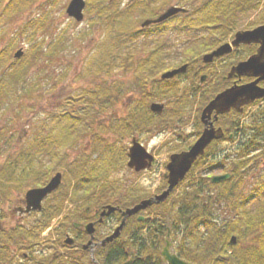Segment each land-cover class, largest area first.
Segmentation results:
<instances>
[{
    "label": "trees",
    "instance_id": "trees-1",
    "mask_svg": "<svg viewBox=\"0 0 264 264\" xmlns=\"http://www.w3.org/2000/svg\"><path fill=\"white\" fill-rule=\"evenodd\" d=\"M37 1L0 0V105L7 93L22 95L37 89L42 79L41 66L48 65L51 54L62 44L63 36L59 41L52 42V47H45L43 40L37 37L33 44V57L26 60L23 55L14 58L16 38L52 28L43 1L36 6L40 12L28 17L16 29V36L10 37L7 27L9 18L23 9L33 7ZM175 2L182 3L188 11L147 28L139 26L142 20L157 16ZM261 3L262 0H134L121 8L123 0H87V7L96 11L99 18L108 23V34L100 42L98 51L88 58L85 72L98 76L103 72L110 73L111 70L132 72L135 75L134 84L140 87L143 94V106L139 108L136 103L134 108L131 107L126 120L108 124L102 122L95 128L97 122L93 120L115 103L126 86L124 82L110 83L98 79L89 87L82 86L73 95V103L78 106L74 111L65 108L62 112L51 114L53 131L39 141L42 135L38 130L35 139L29 143L31 146L24 148L21 154V158H24L22 171H17L18 160L9 161V164L3 166L0 162V200L7 187L44 185L57 171L63 172L66 182L54 192L55 198H48L41 214L33 221L18 224L6 230V233L0 231V257L7 255L10 264H13L14 245L23 255L20 264H94L88 252L80 258L61 253L57 255L55 242L60 240V244L66 246L61 238L65 235L67 225H71L73 220L93 219L94 206L101 208L104 203H115L126 208L145 197L139 186L128 189V193H122L117 199L114 194H109V190L119 192L125 185L121 177L114 178L111 174L127 168L128 154L126 148L117 147L116 142L108 139L106 134L124 135L135 130L163 127L166 125L161 120L163 115L153 113L149 104L152 100L165 99L175 107L172 113L174 117L183 115L189 105H197V126L194 132L198 136L203 129L199 118L202 108L217 92L232 83L223 75L232 64L252 53L255 46L246 45L247 54L231 56L216 80H209L206 87L194 89L199 76L208 72L213 65L204 64L202 56L232 39L235 32L241 29L240 17L259 9ZM263 20L264 10L260 18L250 22L246 28L255 27ZM168 30L195 32V35L183 48L172 53V48L160 36ZM141 36L145 41L139 49L141 52L134 57L138 50H133L129 43L135 45ZM184 63L188 64L185 72L170 79H161L162 72ZM261 102L264 100L254 104ZM249 106L243 112L232 110L225 113L217 121L218 125L228 128V132H234V139L238 134L242 135L234 151L209 162L208 156L220 142L213 141L187 174L182 183L185 186L181 185L164 202L150 207V211L154 212L152 220L140 221L136 215L131 216L122 230V236L97 248L95 255L100 264H121L126 261L135 244L129 234L130 230L134 227L143 229L147 223H151V231L148 237L139 241L141 254L134 264H167L161 254V245L165 242L164 234L167 235L169 227L173 238L180 235V243L175 251L194 264H264V166L257 180L251 183L249 191L243 189L248 174L264 161V104L251 119L242 120ZM87 136H90L91 150L98 154L94 156L83 150L72 158L70 151L78 147ZM3 137L5 134L0 129V150ZM207 163L210 170L215 166L226 168V171H231V177L215 183L211 175L196 172ZM4 170H9V175L3 174ZM101 181L104 183L101 184ZM166 185L164 180L160 190ZM97 189L102 193L94 195ZM67 199L76 203V209L64 213L55 232L49 234L50 237H42V232L50 226L52 220L63 214ZM84 201H88L90 208L88 217H85V208H80ZM219 203H224L228 209V216L222 222H217L215 217V206ZM232 235L237 236L235 244L231 243ZM103 236L101 233L100 237ZM86 239L87 236L79 235L76 245H81ZM44 249H50L51 253H44ZM84 258L87 263L82 262Z\"/></svg>",
    "mask_w": 264,
    "mask_h": 264
},
{
    "label": "rangeland",
    "instance_id": "rangeland-1",
    "mask_svg": "<svg viewBox=\"0 0 264 264\" xmlns=\"http://www.w3.org/2000/svg\"><path fill=\"white\" fill-rule=\"evenodd\" d=\"M43 1L47 7L48 14L46 15H48V18L50 19L52 28L48 31L43 29L39 33H30V35L27 34L18 37V39L16 38L13 56L15 51L19 47H22L25 51L23 54L24 60L33 57L35 54L33 44L36 42L37 37L38 39L43 40V45L45 47H52V42L59 41L61 36H63V38H61L62 44L55 48L56 50L51 54L52 58L48 65L46 67L41 66L42 79L37 89L32 90L28 94L22 95L7 93L0 105V129H2L5 134L1 143L2 150H0L2 152V159L4 160L6 158V161L8 160L12 162L18 160L17 171H22V167L24 166V158H21L22 151H24L25 147L31 146L29 143L33 141L32 139H35L38 130L42 135L41 138H39V141H42L44 136L50 135L53 131L52 127L54 123L51 120V114L62 112L65 108L74 111L75 108L78 107L77 105H74L72 97L82 88V86L89 87L98 79L103 81L107 80L110 83L119 81L126 84L123 93L115 103L103 110L100 113V116L93 120L97 122L95 128H98L102 122L108 124L109 122H119L121 119L126 120L132 110L131 107L134 108L136 103L139 104V108H142L143 106L141 102L143 94L140 91V87L134 84L135 75L132 72L111 70L110 73L103 72L99 76L94 73L88 74L85 72L84 68L88 58L98 51L100 42L104 40L108 34V23L105 20H102V18H99L97 12L92 11L87 6L84 11L85 17L83 20L77 21L66 11L71 0H39L33 7L23 9L14 14L13 17L9 18L7 27L8 32H10V37L13 38L16 36V29L23 24L28 17L40 12L36 6ZM127 2H129V0H123L121 8H123L124 4ZM175 3L183 5L180 2ZM263 10L264 0H262L259 9L253 10L240 17L239 27L246 28L250 22L257 21L262 15ZM46 15H41V17H46ZM193 35H195V32L178 33L174 30H168L161 33L160 36L165 40L166 44L172 48L173 53L174 50H180L183 48L186 43L193 38ZM144 41V37L141 36L137 39L135 45L129 43L133 50H138L135 51L134 57L141 52L139 49L143 46ZM244 54H247V47L241 45L234 53H231L230 56L224 57V59L221 60H216L211 66V69H214L213 75H215L212 78V81L216 80L219 76V69L222 70L225 67L224 65L229 61L231 56H242ZM14 58L16 57L14 56ZM207 84L208 81L204 83L203 87H206ZM152 101H165L166 108L162 114L163 118L161 120L163 123L165 122L166 125H164V123L163 127L158 126L152 130L147 129L143 131L135 130L124 135L116 133H108L106 135L108 139L116 142L117 147L126 148L127 152L134 136L143 142L150 150L155 151L154 153L156 157L150 168L139 171V173L135 174L127 166V168H123L122 170L111 174L114 178L121 177L123 182H125L128 177H131V184L136 183V185L142 189L148 186L151 190L150 192H155L158 187L160 188L164 184L162 178L163 173L166 172V163L169 160L170 154L173 151H176L177 148L182 149L183 146L187 147L189 143L193 142V132L197 126V105H189L188 108L184 110L185 113L183 115L174 117L173 109L175 107L173 104L169 105L165 99ZM263 104L264 102L250 105L242 115V120L251 119ZM42 127H44V129ZM241 136V134H238L233 140L219 142L216 150L208 156V161L211 162V160H218L222 155L230 153L231 150L234 151ZM91 147L90 136H87L80 142L78 147L70 151L71 157H76L83 150L96 156L98 152H93ZM214 156H216V158ZM263 166L264 161L262 165L256 167L248 174L247 183L243 188L246 192L249 191L251 183L257 180V176ZM225 171L226 168L222 166H215L210 170L208 169V163L196 170L197 173L211 176L221 174ZM3 174L9 175V170H4ZM65 183L66 182L63 180L62 186ZM182 186L184 187L185 185ZM27 188L28 187L23 185L21 187L13 185L10 188L7 187L4 191V195L0 200V224H6L5 230L21 223H29L33 221L36 216H39L35 213L22 215L19 211L14 212V206L22 203L21 198L24 197ZM52 197L55 198V193ZM158 211H162V209H159ZM227 211L228 209L225 208L224 203H219L215 206V217L217 222H222L228 216ZM147 214L152 216L153 212L149 211ZM58 219V217L54 218L53 223L57 222ZM63 224H65V222H63ZM111 224L112 222L105 228V232L109 230ZM56 226L57 225H53V228H56ZM52 231H48L47 229L43 231L41 235L42 237L48 236ZM64 238L65 236L61 238L63 243ZM165 238L166 234H164V239ZM171 240L173 242L171 249L172 251H175L176 246L180 243V235H177L176 238H173L171 235ZM55 244H57L56 247H58L57 255L60 253L64 256L73 254V247L68 245L62 246L60 240L55 242ZM164 244L165 242L161 245V249ZM36 248L40 251L42 250L40 246H37ZM14 249H18V247L12 245V253ZM44 253H51V250L44 249ZM19 256L20 258H15L13 260H23V255H20L19 253ZM82 262L87 263L86 258H84Z\"/></svg>",
    "mask_w": 264,
    "mask_h": 264
},
{
    "label": "water",
    "instance_id": "water-1",
    "mask_svg": "<svg viewBox=\"0 0 264 264\" xmlns=\"http://www.w3.org/2000/svg\"><path fill=\"white\" fill-rule=\"evenodd\" d=\"M86 7V0H71L67 6V13L78 21L84 18V9ZM188 9L176 4L169 5L162 13L154 18H146L141 22V27L146 28L152 24L161 23L172 16L187 12ZM257 43L259 47L257 51L250 55L248 58L237 62L232 65L231 69L225 77L232 78L238 77L241 81L243 76H253V80L239 83L235 81L231 86L217 93L202 109L201 120L204 123V130L197 138V140L191 145L190 148L174 152L170 156V161L167 163V172L165 177L168 181V186L163 191L155 193L151 197L144 198L138 203L126 209H120L119 206H113L108 204L104 207L101 212L102 220L103 216L110 214L111 212L119 209L122 212V220L120 224L114 229V231L107 235L99 242H94L95 223L90 222L86 225V230L90 234V239L83 245V249L90 250L91 258L95 264L100 262L95 258L94 245H106L115 238H118L122 232V229L126 225L127 218L131 215L139 212L140 210L146 209L153 204H159L166 200L173 189L185 178L189 170L192 168L194 162L199 156L204 155L207 146L214 140L224 137L225 131L222 127H216L215 121L219 119L220 114L229 112L232 108L239 111L244 109L246 104L252 103L257 99L264 97V86L260 85V82L264 80V22L249 29H240L235 34L231 41L225 42L218 46L216 49L207 52L203 56V61L206 63L212 62L215 57L222 56L230 53L241 44ZM24 54L22 47L15 51L14 56L16 58L21 57ZM187 64H183L180 67L167 70L162 73L161 78H171L177 73L184 72L187 69ZM207 75L201 77V81L206 79ZM150 108L154 112L162 113L165 108V103L152 102ZM232 137V134H230ZM129 161L128 166L135 168L137 171L148 168L152 165L154 155L147 149V147L141 143L137 137L132 140V145L128 152ZM231 177V173L227 172L212 177L213 182H220ZM63 174L61 171L56 172L55 175L49 180V182L40 187H32L26 191L25 199L27 202L25 211L38 210L42 208L43 199L51 192L56 190L62 183ZM143 219L144 216H139ZM66 243H74V238L68 236L65 239ZM237 242V236L232 235L231 243ZM172 242L170 240V231L166 239V244L163 247L162 255L166 262L169 264H193L183 258L177 253L171 252L170 247ZM133 256L123 262L122 264H132Z\"/></svg>",
    "mask_w": 264,
    "mask_h": 264
},
{
    "label": "flooded vegetation",
    "instance_id": "flooded-vegetation-1",
    "mask_svg": "<svg viewBox=\"0 0 264 264\" xmlns=\"http://www.w3.org/2000/svg\"><path fill=\"white\" fill-rule=\"evenodd\" d=\"M254 46H255V50L253 51V52H255L256 51V49H257V47H258V45L259 44H256V43H254L253 44ZM252 52V53H253ZM251 54V53H250ZM224 57H226V56H223V57H220V58H218V60L220 59H224ZM217 60V59H216ZM225 66V65H224ZM223 66V67H224ZM212 67H210V70L208 71V72H205V73H207L208 74V78L205 80V81H209V80H212V78H213V71H214V69H211ZM223 70V69H222ZM222 70L221 69H219V74L222 72ZM201 76V75H200ZM200 76H199V79H198V81H200ZM225 76V74L223 75V77ZM246 77H248L249 79L248 80H251V79H253L254 77L253 76H246ZM235 80V78H232V83H233V81ZM248 80H246V81H248ZM214 81V80H213ZM197 84H199V82L197 83ZM262 85H264V80L262 81V83H261ZM202 85H204V83L202 84ZM201 86V85H200ZM195 89V88H194ZM193 135H194V140H193V142L197 139V137L198 136H196V134H195V132H193ZM192 142V143H193ZM192 143H190L188 146H187V148H189L190 147V145H192ZM153 154H154V156H155V151H153V150H150ZM2 152H0V161H1V159H2V154H1ZM156 157V156H155ZM155 160V159H154ZM1 163H2V166L3 165H7V164H9V161L7 160L6 161V158L3 160L2 159V161H1ZM167 164V163H166ZM152 165H153V163H152ZM151 165V166H152ZM150 166V167H151ZM135 174H137V173H139V171H137L135 168H130ZM143 170H145V169H143ZM142 171V170H141ZM165 173L166 172H164L163 173V178H162V182L164 181V180H166V182H167V185H166V187L165 188H167V186H168V181H167V178L165 177ZM130 178L131 177H128V179L125 181V185H124V187H122L121 188V190L118 192L117 190H109V194L111 195V194H114L115 195V198L117 199V198H120V196H121V194L122 193H128V189H130V188H133V187H135V186H138V185H136V183H133V184H131L130 183ZM104 183V181H101V184H103ZM182 183H183V181L181 182V183H179V185L172 191V192H174L177 188L179 189L180 187H181V185H182ZM139 188H141V187H139ZM165 188H163V189H161L160 190V188L158 187V189L155 191V192H150L151 190L149 189V187L147 186V187H144L143 189H142V193L145 195V197L144 198H148V197H151L152 195H154L155 193H159V192H161V191H163ZM95 193H94V195H97V192H99V194L100 193H102L100 190H96V191H94ZM135 192V191H134ZM53 194H54V192H52V193H50V194H48L44 199H43V206H42V209L44 208V206H45V204L47 203V201H48V198H51L52 196H53ZM172 194V193H171ZM88 197H91V195L90 196H88ZM87 197V198H88ZM144 198H142V199H144ZM21 204H18V205H15L14 206V212L15 211H19V213H21L22 215H26V214H30V213H35V214H37V215H40L41 214V211H42V209H39V210H31V211H29V212H26L25 211V208H26V205H27V202H26V199H25V194H24V197H22L21 198ZM141 200V199H140ZM139 200V201H140ZM138 201V202H139ZM138 202H136V203H138ZM135 203V204H136ZM108 204H111V205H113V206H119L120 207V209H125V208H123V207H121L120 205H118V204H115V203H108ZM107 203H104V204H102L101 205V208H99V206L97 205V206H94L93 207V215L95 216L93 219H90V220H88V221H84V220H73L72 221V224L71 225H67V230H66V232H65V238L67 237V235H69V236H71V237H73L74 238V243H72L71 245H68V246H70V247H73L72 249H73V254L72 255H74L75 257H78V258H80V257H82L84 254H85V252H88L89 253V256H90V251L88 250V249H83L82 248V246L85 244V243H87L88 241H89V239H90V234L87 232V230H86V225L88 224V223H90V222H94L95 223V232H94V242H99L100 240H102L103 238H105L107 235H109V234H111L113 231H114V229L120 224V222H121V220H122V212H121V210H119V209H117V210H115V211H113V212H111L110 214H106V215H104L103 216V218H102V220H100V218H101V212L103 211V209H104V207L106 206V205H108ZM134 204V205H135ZM153 205H155V204H153ZM153 205H151V206H149V207H147L146 209H143V210H140L139 212H137V213H135V214H133V215H131V216H134V215H136L137 216V219L138 220H140V221H146L147 219H150V220H152L153 218H152V216L151 215H148L147 213L150 211V207H152ZM76 203L73 201V200H69V199H67L66 200V202H65V208H64V211L63 212H65V213H67V212H70V211H74L75 209H76ZM133 206V205H132ZM128 207H131V206H128ZM80 208H85V210H84V213H85V217H88L89 216V211H90V208L88 207V201H84L83 202V204H82V206H80ZM127 208V207H126ZM150 212H152V211H150ZM154 213V212H153ZM144 216V218L143 219H140L139 218V216ZM130 216V217H131ZM130 217H128L127 218V220L130 218ZM112 222V224L109 226V232H108V234H106V232H105V228L110 224ZM126 223H127V221H126ZM102 226H101V225ZM58 226V225H57ZM126 226V225H125ZM151 227H152V225H151V223H147V225L145 226V227H143V229L142 228H140V227H134V228H132L131 230H130V236H132V239H134V241H135V244L134 245H132V247H131V249H130V257L129 258H131V256H133V261H132V264H134V262H135V260H136V258H138V257H140V254H141V251H140V245H139V241L143 238V237H148L149 236V232L151 231ZM113 228V229H112ZM6 224H0V231H2V232H5L6 230ZM53 229V231H54V229L55 228H53V227H51L50 228V230H52ZM112 229V230H111ZM124 229V228H123ZM49 230V231H50ZM145 231H146V233H145ZM148 231V232H147ZM6 233V232H5ZM103 234L104 236L103 237H100V234ZM79 235H81L82 237H86L87 236V239L81 244V245H76L77 243H76V240L78 239V237H79ZM120 236H122V232H121V234H120ZM119 236V237H120ZM65 238H64V244H65ZM116 239V238H115ZM113 241V240H112ZM111 241V242H112ZM7 242V241H6ZM109 243V242H108ZM107 243V244H108ZM7 244H8V242H7ZM106 244V245H107ZM66 245V244H65ZM105 245V246H106ZM100 246V245H99ZM99 246H97L96 244L94 245V248H96V250H97V248L99 247ZM165 246V244L163 245V247ZM163 247H162V249H161V254H162V250H163ZM172 248V247H171ZM171 251H172V249H171ZM74 252H76V253H74ZM15 255V257H14V255ZM12 255H13V258L12 259H15V258H20V256H19V251H18V249H14V251H13V253H12ZM18 255V256H17ZM24 256L25 257H28V254L27 253H24ZM163 257V256H162ZM90 258H91V256H90ZM128 258V259H129ZM0 259H2L1 260V262H0V264H10V258H8V256L7 255H5V256H2V257H0ZM98 260V259H97ZM164 260V259H163ZM23 260L21 259L20 261H19V259H18V261H16V260H13V264H20L21 262H22ZM93 261V260H92ZM99 261V260H98ZM94 262V261H93ZM164 262L166 263V261L164 260ZM94 264H95V262H94ZM168 264V263H167Z\"/></svg>",
    "mask_w": 264,
    "mask_h": 264
}]
</instances>
